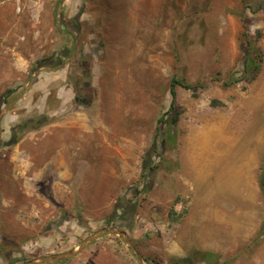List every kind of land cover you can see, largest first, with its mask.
Wrapping results in <instances>:
<instances>
[{
	"label": "rangeland",
	"instance_id": "rangeland-1",
	"mask_svg": "<svg viewBox=\"0 0 264 264\" xmlns=\"http://www.w3.org/2000/svg\"><path fill=\"white\" fill-rule=\"evenodd\" d=\"M250 44L264 59V0H0V264L121 218L152 264H264V61L244 73ZM174 76L201 87H177L169 127ZM218 122L236 145L226 167L203 147H219ZM189 150L221 166L198 171ZM43 264L139 263L106 234Z\"/></svg>",
	"mask_w": 264,
	"mask_h": 264
},
{
	"label": "trees",
	"instance_id": "trees-1",
	"mask_svg": "<svg viewBox=\"0 0 264 264\" xmlns=\"http://www.w3.org/2000/svg\"><path fill=\"white\" fill-rule=\"evenodd\" d=\"M258 34H260L259 37L262 36V33L259 32ZM250 51H254L256 52V54L258 55V57H254L252 55V53ZM245 59L243 61V68H244V73L251 79H255L258 74L261 72L262 70V66H263V55L261 53V51L258 49L257 46L250 44V48L247 49V51L244 54ZM239 79H232L231 82H236ZM183 87L186 89H191L194 90V96H198L197 90L198 88L201 87V85L198 84H194L191 83L189 81H187L184 78H180L177 76H174L171 79L170 82V92L172 94V101L171 104L169 106V109L166 111V113H164V115L160 118V122H164V123H168L169 127H174L178 124V122L180 121L183 113H184V109L183 108H178L177 104H176V95H177V87ZM172 131L168 132V137L169 139H171V137H173ZM259 184L261 187V190L264 194V166L262 167V171L260 173V179H259ZM128 219V218H127ZM127 219H118V221L120 223H124V227L128 228L129 226V221L128 223L125 224ZM208 254H213V256H209ZM147 258V257H146ZM206 258L211 262L213 259L218 258L217 255H215L213 252H206ZM149 260V258H147ZM175 264H185L184 261H175Z\"/></svg>",
	"mask_w": 264,
	"mask_h": 264
},
{
	"label": "water",
	"instance_id": "water-1",
	"mask_svg": "<svg viewBox=\"0 0 264 264\" xmlns=\"http://www.w3.org/2000/svg\"><path fill=\"white\" fill-rule=\"evenodd\" d=\"M126 229H127L126 227L117 228V227H112V226L101 228L95 231L94 233L90 234L89 236H87L85 239L81 241V243L77 247L71 250L35 257V258H32L24 262L23 264H43V263L52 262V261H63L66 259H70L78 255L82 250L88 247L91 243H93L98 238L106 234H113V235L120 237L126 243L128 249L130 250V252L135 257V259L138 261L139 264H152L139 251L137 246L134 244L132 239L129 237Z\"/></svg>",
	"mask_w": 264,
	"mask_h": 264
},
{
	"label": "crops",
	"instance_id": "crops-1",
	"mask_svg": "<svg viewBox=\"0 0 264 264\" xmlns=\"http://www.w3.org/2000/svg\"><path fill=\"white\" fill-rule=\"evenodd\" d=\"M227 126H228V124L225 123V122H221V123L218 122V123H212L210 126H208V128H209L210 132L211 131H215L216 133L220 134V133L224 132L225 129H226V131H228ZM221 136H223V135L220 134V137ZM207 137H208V135H207ZM218 144H219L220 149L217 146L214 147L213 149L212 148H207L208 146H203V147H205L206 149H210V150H220L221 154L219 155L218 158L222 162V165H224L226 167L224 159L228 160L230 158L231 155H228V153H229V151H231V149L235 148V146H236L235 143H234V138H231V139L227 140L226 137L223 136L220 139V141H218ZM189 151H190V153L192 155V158L190 157L191 158V162H192V164L194 163V168L198 169V171H200L202 168L209 169L205 173L206 174H211L214 171V169H216V167L217 166L219 167V165H220L219 163H216V162H214V163L213 162L205 163V164L201 163V161L199 159V156L198 155H194L191 150H189ZM252 157H254V156L252 155L250 158H252ZM250 158L247 159L248 160V162H247L248 166L250 164L249 163ZM254 161H255V157H254L253 163H254ZM202 164H204V165L202 166Z\"/></svg>",
	"mask_w": 264,
	"mask_h": 264
},
{
	"label": "flooded vegetation",
	"instance_id": "flooded-vegetation-1",
	"mask_svg": "<svg viewBox=\"0 0 264 264\" xmlns=\"http://www.w3.org/2000/svg\"><path fill=\"white\" fill-rule=\"evenodd\" d=\"M57 62V64H60L61 63V58L60 57H57V60H56ZM75 100L77 101V102H80V101H83V102H88V100H87V97H81L80 96V93H76V95H75ZM131 219V218H130ZM129 218L126 220V222H125V224L126 223H128V221L130 220ZM117 225L119 226V227H124V223H120L119 221H117ZM147 259V258H146ZM148 260V259H147ZM149 261V260H148Z\"/></svg>",
	"mask_w": 264,
	"mask_h": 264
}]
</instances>
